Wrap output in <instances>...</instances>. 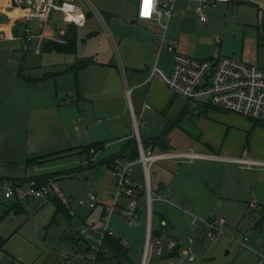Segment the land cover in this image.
Here are the masks:
<instances>
[{
	"label": "rangeland",
	"instance_id": "rangeland-1",
	"mask_svg": "<svg viewBox=\"0 0 264 264\" xmlns=\"http://www.w3.org/2000/svg\"><path fill=\"white\" fill-rule=\"evenodd\" d=\"M238 1L233 4L218 3L206 8L204 12L208 19L205 22L200 21L197 11H195V2H177V8H182L183 11H177V14L170 18L169 22L168 19H165V22L168 23L166 41L170 43L172 40H178L181 53L198 59L226 56L264 67V8L251 2ZM257 1L264 2V0ZM76 4L86 16V22L77 26L78 51L75 54L77 58L86 59L98 52L99 58L115 55L118 61L120 52L124 56L122 42L126 44L141 38L147 39L152 33L151 29L154 32L160 31L158 25L138 20V0H77ZM55 19L61 22L62 27L66 26L67 23L62 14L55 15ZM133 21L136 24H133ZM31 26L34 27L33 22ZM91 34L93 35L91 36ZM155 41L161 45V40ZM161 53L159 54L162 58L160 66L170 64L172 61L170 51L163 50ZM52 55L59 57L62 54L53 53ZM43 56L52 57L50 55ZM68 56L64 55V57ZM113 61L115 62V59ZM51 68L43 67V72L44 70L50 71ZM49 83H52V79H49ZM46 87H50V84ZM178 100L185 101L182 98H178ZM122 103L120 100V106L117 104L116 109L120 114L124 110ZM149 103L151 109H146L143 117L146 125L140 129V137L144 143L162 135L168 118L167 114L155 109L152 102ZM189 107L190 112L186 114L187 117L185 116L182 122V126L186 130L190 129L193 123L190 119L194 103H190ZM60 111H63L62 118L67 124V130L61 131L55 127L38 130L36 135L33 134V137L36 136V139H40L43 145L57 140L59 133L60 144L66 142L59 145V148H63L61 150L76 146H88L90 143L100 140L101 136L105 138L103 139L105 142H109L106 146L107 150L105 149L107 152L118 146L114 142L110 143L111 135L106 134V130L102 126L87 130L88 135L84 130L78 132L75 128V121L72 123V118L78 117L79 113ZM120 116L121 120L127 121L126 113L119 115L114 121H120ZM95 118L97 123L102 122L105 126L109 122L106 116L96 115ZM196 119L197 117H194L193 120ZM35 130H37L35 125L29 129L30 132ZM135 137L138 139L136 132ZM18 142L20 141H17V144ZM186 143H192L191 137L186 134L183 128L176 127L168 140V146L172 148L171 152L184 150L182 148H185ZM23 146L27 149L31 147L29 144ZM23 146L21 145L6 155L0 152V264H91V257L88 258L83 251V249L86 251L89 249L85 248L86 241L79 232L85 222L98 223V214L103 205H108V211H110V194L113 190L115 191L114 176L110 171H107L103 164H98L99 159L106 153H99V151L94 153L95 166L91 167L88 155L79 153V149L82 148H76L78 151L72 148V150H68V154L41 163V167H39V165L27 164ZM19 148L21 153L18 151ZM157 151L160 149L156 148L155 153ZM188 159L168 158L158 160L154 165H151L153 185L156 186L160 179L162 185L158 186H161L162 190L169 189L173 195L168 197V201L153 202V228L156 229L160 225L161 214L164 217H169L172 222L173 237L180 244V257H183V249L188 244L189 237L196 238L198 241L195 244V252L199 258L198 264H264L262 245L257 246L259 249L256 256L254 254L250 256L252 253L250 244L248 243L249 249L243 251L240 250V245L237 243V240L247 233L248 238L251 239V246L256 247L258 239H262V233L259 232L262 220V217L259 219V214L262 211L251 212L250 216H245L240 221L241 231H236V235L226 238V231L222 228L219 237L213 240L207 234H202L199 226L191 224L192 217L188 213L171 204V201L174 200L187 209V202H189L193 205L192 212L208 211L210 216L220 218L223 214V206L214 205L216 199L214 197L218 195L221 182L223 183L225 180L227 183L228 178L239 179L241 184L237 195L245 196L246 193H249L246 191L249 182L244 181L246 179L244 171L248 170H243L239 165H235L238 169L234 167V170L229 169L223 174L220 167L216 166L207 172V175L211 174L210 176L202 177L199 173L201 169L199 164L194 168ZM44 172H56L58 175L55 177L56 189L51 191L49 197L23 199L20 201L23 207L18 205L16 208L13 204L18 200L15 197L9 199L5 197L11 180L36 176ZM222 174L225 176L223 181ZM90 193L97 195L99 204L96 208H90L87 202ZM192 194L198 198L199 194L211 195L213 198L206 206H203L200 200L202 205L192 201ZM54 199L63 204L71 215L66 214L64 210H57ZM81 200L84 202L81 203ZM243 203L244 208L247 207L246 213L248 206L247 203ZM139 204L138 208H145V196L140 199ZM141 219H143V214L139 220L141 221ZM115 220L120 225L116 226L118 231H114V236L122 238V243L125 240L128 241L126 253L116 256L107 252V237L103 243V252L100 255L97 254V261L95 260L94 264H130L132 262L138 264L139 261L141 264L146 235L140 233L142 227L129 226L125 218L114 210L111 215L112 226ZM197 224L201 225L200 219ZM90 232L96 236L94 230H90ZM161 236L163 235L155 237ZM233 240H236V244ZM76 251L83 252L77 253ZM246 253L250 255L245 256ZM173 262L177 264L178 260L173 259L171 263Z\"/></svg>",
	"mask_w": 264,
	"mask_h": 264
},
{
	"label": "crops",
	"instance_id": "crops-1",
	"mask_svg": "<svg viewBox=\"0 0 264 264\" xmlns=\"http://www.w3.org/2000/svg\"><path fill=\"white\" fill-rule=\"evenodd\" d=\"M180 1L182 3L195 2L184 0ZM235 2L239 1L236 0ZM195 6L196 11V2ZM177 11H183V9H178L176 4V14ZM53 22L55 23V29L63 28L65 31L67 30L68 24H66L65 27H62L61 22L56 20L55 16H53ZM31 23L32 21H29L27 18L26 8L13 5L11 0H0L1 153L6 155L8 152L15 151L21 145L23 146L25 144H29L31 146L29 149L23 146L25 148L23 151L25 152L27 160L34 157L47 155V158L40 160V163H36L34 165H39V167H41V163L57 158L63 154H68V150H72V148H81V146H76L70 149L65 148L64 150H61L63 148H59V145L66 142L64 141L60 144L61 137L59 133L57 135V140L53 142L50 141L44 145L40 139H36V136L33 137V134L36 135L37 131L42 128L51 129L55 127L61 131H66L67 124L65 121H63V111L60 110L77 112L79 113V116L75 119L72 118V123L75 121V128L78 132L80 130H84V132L86 131V134L88 135L87 130L97 129L102 126L105 128L106 134L111 135L112 141H110V143L114 142V144L116 143L118 145L107 152L106 146L109 144V142H105L103 140L105 138H102L103 136H101L100 140L90 143H102V149L98 151L99 153L106 154L103 155L99 161H103L106 158L119 153L129 141H133L134 139L137 141V144L132 142V146L136 144V147L133 148L129 146L127 150H125L124 154L126 157L136 162L134 165L133 180L136 184L142 186L141 199L144 196L146 182L143 165L138 161L140 157V148L139 140L135 137L136 129L134 127V120L140 119L144 121L143 117L145 110L151 109L149 102L153 103L155 109H158L165 115H168L167 122L174 120L182 111H184L185 113L181 121L173 127L171 132H169L166 142V150H163L159 145L153 146L152 140L154 138L144 143L140 137V129L142 127L138 132H136L140 139L141 145L144 149L151 150L153 153H155L156 148L160 149V151H157L156 153L171 152L172 148L168 146V140L170 139L173 130L176 127H180L183 128L186 134L191 137L192 143H186L184 146L185 148H182L184 150H173V152L179 151L192 153V158L187 159L191 164L194 165V168L199 164L201 168L199 173L202 177L210 176L211 174L207 175V172L210 170V168L216 166L220 167L221 171H223V174L229 169L234 170L233 168L236 167L235 165H239L243 170H248L244 171L246 174V179L244 181L249 182L246 188V191H249V193H246L245 196H241L240 194L238 196L237 191L241 181L236 178H228L227 183L225 180L223 182L224 187L223 183L221 182V186L218 188V195L214 197L216 198L214 205L223 206L222 217H226L227 224H225L222 228L226 231V238L227 236L231 237V235H236L235 232L241 229L239 227L240 221H242L246 216L245 210L247 208H244L243 202L247 203L248 207L249 203L251 202L260 205L262 207V215L259 214V219L262 217V220L260 221L259 232L261 231L262 233V239H258L257 244H255L256 247H254L251 246V239L248 238V243L250 244L252 253H250L251 255L246 253L245 256H253V254L256 256L258 253L257 250L259 249L257 246L259 245H262V254L264 253V167L262 168V166H255L253 168H244L242 165L235 162V160L239 158H250L256 161L264 162V125H261L240 114L233 112L228 114V111H224L213 106H206L205 108L199 107L197 112H195V108L191 109L192 118L190 120H192L193 123L190 129L186 130L182 126V122L186 114L190 112V103L187 101V99L174 92L159 78L148 80L149 73L153 65H157L165 73L169 74L171 72L174 57L173 52L170 51L172 54L171 63L166 66H160L162 58L159 54L163 52V50H168L167 44H169V42L165 41L163 46L159 45V42L155 41L157 39H155L153 36L154 31L152 29V33L149 37H147V39L143 36L145 39L141 38L136 41H130L126 44L122 42L124 56H122L120 52V58L117 61V57L115 55L113 57L106 56L104 58H99L98 52L88 56L86 59L77 58L75 57V54L78 51V42L77 51L74 54L59 53L57 51H46L44 48L40 54L26 52L22 48L21 36L24 33L25 27L28 24L31 25ZM133 24H136V22L133 21ZM33 25L35 24L33 23ZM158 32L162 33L161 28ZM165 34H167V31ZM92 35L93 34H91V36ZM179 48L178 42L177 50L180 52ZM53 53L62 55H59V57L55 55L53 56ZM43 55H50L52 57H44ZM64 55L69 56L64 57ZM113 59H115V62ZM76 63L86 64L79 67L78 69H74V65ZM43 67L52 68L50 71L44 70L43 72ZM49 79H52V83H49ZM49 84L50 87H46L49 86ZM178 98H182L185 101L181 102V100H178ZM120 100H122V105L124 107L122 114L116 111L117 104L120 106ZM123 113L127 114V121L121 120V116L120 121H114L119 117V115H123ZM96 115L106 116L107 119H109L108 124L105 126L102 124V122L97 123L95 118ZM194 117H197V119L193 120ZM34 125L37 130L30 132L29 129ZM145 125L146 122L144 126ZM17 141L20 142L17 144ZM76 150L78 151V149ZM18 151L21 153L20 148ZM79 151H81V149H79ZM134 155H136V157L133 159ZM92 159L94 161V157ZM104 166L110 167L112 165L106 166L104 164ZM45 173L51 172H44L41 174ZM223 174L222 181L225 177ZM151 178L152 176L150 168L149 180L152 190H162L161 186H158L162 185V180L159 179L156 186H154ZM201 179V181H203L205 184L203 178ZM11 182H13V180H11ZM113 182L115 187V179ZM163 191H169L170 193L172 192L169 189H163ZM213 191L215 192V190ZM113 192H111L110 197L113 195ZM170 195L173 196L172 193ZM199 198L192 194V201L194 203H199L202 205L199 202L200 200L203 203V206H206L213 197L207 194H199ZM139 203L138 206H140ZM188 203L189 202H187V204ZM98 204L99 203L97 199V205ZM171 204L188 213L192 219L197 218L203 220L205 218L212 217L208 211L200 210L197 212H192L193 210H190V212L184 206L182 207L174 200L171 201ZM13 205H16V203ZM19 205L23 207L20 203ZM111 205L112 200L109 203V207H111ZM144 206V209H140L141 207L138 208V217L136 221L137 224L135 223L134 225H130L127 222L129 226L142 227L140 229V233L143 235L147 233L149 223L146 198ZM191 207H193V205H191ZM127 209L128 201L127 199L123 198L118 201L115 212L117 211L118 214H121L123 218H125V221H127L125 216ZM253 212L257 213L255 210H253L252 213ZM106 213H109L108 205H103L98 214V223L94 221L91 224L85 222L83 225L87 226L89 230H94V234H97L98 229L101 226V218ZM68 214L71 215L69 211ZM142 214L144 220L141 219L140 221L139 219L140 217L142 218ZM118 225L120 224L117 220L114 221L113 226L111 224L113 235L106 234L103 243L107 236L115 237L114 231H118L116 228ZM151 229L154 236L156 235L153 231H159L162 229V233H165L167 237L174 239L178 243V240L173 237L172 222L169 217H164L163 214H161L160 225L156 229H154L152 226L151 217ZM245 236L249 237V235L245 233L242 238L237 240L238 245H240ZM115 238L122 241V238ZM85 241V248L89 249V241ZM233 241L236 244V240ZM249 244L248 248L243 251H247L249 249ZM126 245H129L127 240L123 242L124 249H126ZM178 246L180 247L179 243ZM107 247L110 249H106L107 252H111L114 255L119 256L118 252L110 248L108 243ZM102 248L99 251L100 253L103 252ZM83 251L89 258L91 250L89 249V251H86L83 249ZM82 252L80 251L77 253ZM262 257L264 258V256ZM171 260H173V258L167 256L162 259H155L154 262H156L155 264H168V262ZM198 260L199 258L197 256V263ZM96 261H94V263ZM132 263L137 264L136 262ZM138 264H140V261Z\"/></svg>",
	"mask_w": 264,
	"mask_h": 264
},
{
	"label": "built area",
	"instance_id": "built-area-1",
	"mask_svg": "<svg viewBox=\"0 0 264 264\" xmlns=\"http://www.w3.org/2000/svg\"><path fill=\"white\" fill-rule=\"evenodd\" d=\"M13 5L24 7L27 9V18L35 25H27L21 36L22 48L26 52H34L40 54L46 43H65V33L63 28L55 29L53 16L62 14L67 24L83 25L86 22V16L77 6V0H11ZM180 0H151L147 5L146 0H138V19L157 24L161 32H154L153 36L157 40H161L163 46L166 41V31L168 23L165 19H170L176 15V4ZM195 1L197 3V15L200 21H207V15L204 10L218 3H234L236 0H184ZM259 5L264 8V2L257 0H243ZM178 41L173 40L167 44V49L173 52V65L169 74L165 73L157 65H154L149 73L148 80L159 78L169 88L177 94L187 99L189 103H194L195 112L199 107L213 106L224 111L240 114L261 125H264V67L249 64L236 60L231 57L221 56L213 59H198L177 50ZM145 124L142 120H134L136 132ZM138 135V134H137ZM139 162L143 165L145 175L144 196L147 201L148 228L145 236V246L141 264H154L155 259H162L166 253L172 252L178 247L177 241L163 236L155 237L151 229V215L153 202L168 201L170 192H164L161 189L153 191L150 186V167L158 160L168 158H192L190 152H164L153 153L146 150L140 143ZM92 154L96 153L95 148H91ZM235 162L244 168H253L255 166H263L264 162L256 161L250 158H239ZM135 161L123 157L117 159L112 167H106L115 179V191L111 195L112 205L109 213L101 218V226L94 236L89 228L82 225L80 235L84 240L89 241V249L91 250V264H94L96 256L102 248L103 240L106 234L113 235L111 229V215L114 213L118 201L127 199L128 209L126 211V220L130 225H134L138 217V203L141 197L142 186L133 180ZM56 189L54 178L49 179L46 183L38 185L35 180L28 183L11 182L5 192L6 198L15 197L18 201L23 199H37L49 197L51 191ZM84 202L81 200V203ZM87 202L90 208L97 205V195L90 193ZM192 207L188 203L187 210ZM255 210L260 212L262 207L257 203H249L248 210L245 215L250 216ZM199 219L193 218L191 224L199 226L202 234H207L211 239L215 240L221 234L222 227L227 224L224 217L200 220L201 225L197 224ZM240 229L239 227H237ZM248 237L245 236L240 243V248L245 250L248 248ZM196 238L189 237L188 244L183 249V257L173 256L178 260L177 264H198L195 252ZM173 260L168 262L171 263Z\"/></svg>",
	"mask_w": 264,
	"mask_h": 264
},
{
	"label": "trees",
	"instance_id": "trees-1",
	"mask_svg": "<svg viewBox=\"0 0 264 264\" xmlns=\"http://www.w3.org/2000/svg\"><path fill=\"white\" fill-rule=\"evenodd\" d=\"M64 37H65V43H63V44L46 43L44 45V50H46V51H57L59 53H70V54L76 53V51H77V42H78L77 25L68 24V27H67V30H66V33H65ZM85 64L86 63H83V64L76 63L74 65V69H78L79 67H81V66H83ZM184 113L185 112L182 111L174 120H171V121L167 122V124H166V126H165V128L163 130L162 136L154 138L152 140L153 146L154 145H159V146H161V148L163 150L167 149V143L166 142H167V137L169 135V132H171L173 127L175 125H177L181 121ZM132 142L137 144V141H135V140L129 141L119 153L114 154V155L106 158L103 161H99L98 164H103V165L105 164L106 166L107 165L114 166L116 161H117V159L126 157L124 152H125V150H127V148L129 146H131L133 148L136 147V144L135 145L133 144L134 146H132ZM81 148L82 149H81V151H79V153H86L88 155V159L91 162V167L92 166L94 167L95 163L93 162V159H92L94 154H92L90 152V149L91 148H95L96 151H98V150L102 149V143H96V144L93 143V144H90L88 146H83ZM136 155H134L133 159L136 157ZM45 158H47V155L46 156H39V157L30 158V159L27 160V164L35 165L36 163H40V160L45 159ZM126 158H128V157H126ZM112 166H110V167H112ZM55 173L56 172H53V173L51 172V173L39 174V175H36V176L27 177V178L15 179V180H13V182L14 183L18 182V183H23L24 184V183H28L30 181L35 180L38 185H42L43 183H46L51 178L55 179V177L58 176L57 173L56 174ZM54 202H55V205L57 207V210H60V211L64 210V211H66L65 213L68 214V210H66V208L64 207L63 204H61L57 199H54ZM19 203L20 202L18 201L15 206H18ZM152 213H153V210H152ZM161 230L153 231V232H154L155 235H161L162 234ZM107 237H108L107 243H108L109 247L112 248L114 251L118 252V255H123L124 253H126L125 249L123 247V243H122V241L120 239H117V238H115L113 236H107ZM100 254L101 253L99 252V255ZM178 255H179V246L175 250H173L172 252L166 253L165 257H167V256L173 257V256H178Z\"/></svg>",
	"mask_w": 264,
	"mask_h": 264
},
{
	"label": "snow or ice",
	"instance_id": "snow-or-ice-1",
	"mask_svg": "<svg viewBox=\"0 0 264 264\" xmlns=\"http://www.w3.org/2000/svg\"><path fill=\"white\" fill-rule=\"evenodd\" d=\"M151 0H146V11L145 14H147V5L150 4Z\"/></svg>",
	"mask_w": 264,
	"mask_h": 264
}]
</instances>
